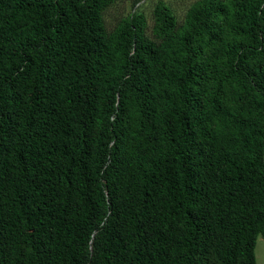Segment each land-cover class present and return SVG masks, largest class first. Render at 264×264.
Masks as SVG:
<instances>
[{"label": "trees", "instance_id": "1", "mask_svg": "<svg viewBox=\"0 0 264 264\" xmlns=\"http://www.w3.org/2000/svg\"><path fill=\"white\" fill-rule=\"evenodd\" d=\"M116 1L0 0V264H256L264 0Z\"/></svg>", "mask_w": 264, "mask_h": 264}, {"label": "rangeland", "instance_id": "2", "mask_svg": "<svg viewBox=\"0 0 264 264\" xmlns=\"http://www.w3.org/2000/svg\"><path fill=\"white\" fill-rule=\"evenodd\" d=\"M134 0H117L112 4L104 13L105 24L108 29L113 28L116 23L125 15H127L131 10L139 9L143 12L151 24L152 11L155 4L159 0H142L141 3L133 7ZM173 10L175 15L179 20L183 19L188 8L196 0H164ZM256 264H264V237L262 235L258 236L256 247Z\"/></svg>", "mask_w": 264, "mask_h": 264}]
</instances>
